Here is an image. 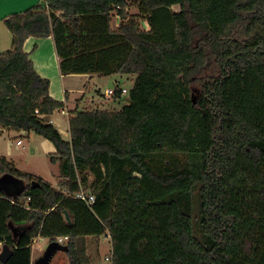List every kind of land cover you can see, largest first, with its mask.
I'll return each instance as SVG.
<instances>
[{"label":"trees","instance_id":"obj_1","mask_svg":"<svg viewBox=\"0 0 264 264\" xmlns=\"http://www.w3.org/2000/svg\"><path fill=\"white\" fill-rule=\"evenodd\" d=\"M3 22L0 135L50 140L62 179L0 155L13 185L0 186V246L13 250L0 264H33V241L60 236L71 264H90L87 238L102 235L112 264H264V0H41ZM49 36L63 75H135L121 110L75 111L70 140L24 49Z\"/></svg>","mask_w":264,"mask_h":264},{"label":"rangeland","instance_id":"obj_2","mask_svg":"<svg viewBox=\"0 0 264 264\" xmlns=\"http://www.w3.org/2000/svg\"><path fill=\"white\" fill-rule=\"evenodd\" d=\"M8 0H4L6 2ZM10 1V0H9ZM8 1V2H9ZM16 0H11L10 4H4L3 6H7L6 11L5 7L2 9L4 17L0 20V52L5 51L11 48L12 45V33L5 26L3 20L9 14L21 12L20 10L25 11L30 7H23V9L17 8L19 11H14L12 9L14 6L12 5ZM178 9V7H175ZM130 13H137L136 8H131ZM117 19L114 18L112 22V27L115 28L117 25ZM143 28L146 27L145 24L142 25ZM119 81V83H118ZM95 82L99 84L102 89V93L107 89H115L117 85L121 88H125L127 90L126 93H123L121 97H119L116 101L113 96L112 98H103L99 102L93 104L90 103L87 105L82 104L80 110H84L85 108H93L98 107L101 109L112 110H121L124 105L128 103L129 91L134 86L135 75H126V74H115L113 76H103L101 78L96 77ZM96 84L92 85V88L87 91V97L92 98V96H96L95 89ZM102 99V97H100ZM115 99V100H114ZM69 113L63 114L61 112H57L58 122L61 128H68V118ZM21 139L23 145L17 146L16 141ZM40 139L42 137L37 134H33L31 138L27 137V134L20 132H13L11 136L7 133L0 138V153L8 152V150L13 153L14 156L18 157L20 160L17 163V167L21 170L26 169L30 172L44 177L48 182H50L54 186H58L62 177H60V168L55 165V163L51 162L49 156H47L42 146L40 145ZM28 147L31 151H29ZM0 186L7 192L10 193L13 189L12 180L9 175L5 176L3 179H0ZM51 243V239L48 237H39L36 238L32 243V263L35 264L36 261L44 256L47 251L49 244ZM61 244V248L56 250L53 256L50 259L49 264H71L70 258L66 252V240H62L59 242ZM2 246H0L1 248ZM87 253L91 258V263L93 264H112L111 263V253H112V244L109 236H89L87 238ZM90 263V264H91Z\"/></svg>","mask_w":264,"mask_h":264},{"label":"crops","instance_id":"obj_3","mask_svg":"<svg viewBox=\"0 0 264 264\" xmlns=\"http://www.w3.org/2000/svg\"><path fill=\"white\" fill-rule=\"evenodd\" d=\"M9 1V0H8ZM4 2V0H0V20L4 17V14L2 12V9L5 7V11L7 6H3L4 4H10L11 0L8 2ZM41 0H16L12 5H19L14 6L12 9L14 11H19L17 8L23 9V7H31ZM23 11V10H20ZM117 19V25L113 29H117L119 27V24L121 22V19L117 16L114 17ZM113 18V20H114ZM113 22V21H112ZM24 49L26 52L30 54V58L32 59L34 63V67L36 68L37 72L50 80V94L52 97H54L58 101H62L64 103V107L61 109L56 110L49 118L50 122L53 123L62 133L63 138L65 140H70V132H69V119L72 115H74V112L81 109V105L85 104L88 106L90 103H97L100 100H103V98H112L108 97L106 95V90L102 93V89L95 82V78H101L103 76H113V75H100L96 73H82V74H68L63 75L60 68V62L61 57L59 56L57 52V48L55 45L54 38L52 36L45 37V38H36V37H30L26 40L24 44ZM120 74V73H118ZM119 83V81H118ZM96 84V96H92V98L87 97V91L92 88V85ZM116 93H115V99L121 97L123 95V88H121L119 85L116 86ZM121 89V91H120ZM108 90V89H107ZM120 93V96L118 95ZM102 97V99H100ZM114 99V100H115ZM93 103V104H95ZM88 109V108H85ZM84 109V110H85ZM117 111V110H113ZM57 112L61 113H69L67 121H68V128L63 129L60 127L57 117ZM17 130L14 129H5L3 130L2 134L0 135V138L5 135L6 133L11 136L13 132H16ZM20 133H24V131H17ZM27 134L28 138H31V136L34 134V132H25ZM42 137V136H41ZM19 140V139H18ZM16 141V144L18 142ZM40 145L43 148L44 153L49 156L50 154L56 153V147L55 145L48 139L42 137L40 139ZM23 145V142L21 144H17V146ZM29 151H31L27 146L25 147ZM1 156H6V158L12 162H14L15 165H17L18 161L20 160L18 157L14 156L11 150L8 152H1ZM50 158V157H49ZM56 166H59L58 163H55ZM18 168V167H17ZM23 171L30 172L29 170L23 169ZM34 174V173H32ZM36 175V174H35ZM39 176V175H38ZM61 177V173L59 175ZM42 177V176H41ZM44 178V177H43ZM46 180V179H45ZM89 238V237H88ZM89 255V254H88ZM93 264V263H91Z\"/></svg>","mask_w":264,"mask_h":264},{"label":"water","instance_id":"obj_4","mask_svg":"<svg viewBox=\"0 0 264 264\" xmlns=\"http://www.w3.org/2000/svg\"><path fill=\"white\" fill-rule=\"evenodd\" d=\"M66 219L70 221V215L68 212H65ZM61 248V244L58 241H52L44 256L39 258L35 264H49L51 257L53 256L54 252ZM13 250L6 244L2 245V250L0 252V260L6 263L9 258L12 256Z\"/></svg>","mask_w":264,"mask_h":264},{"label":"built area","instance_id":"obj_5","mask_svg":"<svg viewBox=\"0 0 264 264\" xmlns=\"http://www.w3.org/2000/svg\"><path fill=\"white\" fill-rule=\"evenodd\" d=\"M122 90H123V92H127V90L125 88H123ZM115 93H116V89H108V90H106V95L108 97L114 96ZM21 143H22V140L19 139L17 144L19 145ZM78 197L83 199V200H85V201H87L89 205H91L92 203L95 202V196L93 194H87L84 191H81V193L78 194ZM62 240H67V237H61L60 236V237L57 238L58 242H60ZM1 250H2V247L0 248V252H1Z\"/></svg>","mask_w":264,"mask_h":264}]
</instances>
